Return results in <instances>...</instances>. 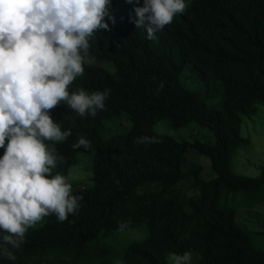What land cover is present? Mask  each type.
Masks as SVG:
<instances>
[{
	"label": "trees",
	"instance_id": "obj_1",
	"mask_svg": "<svg viewBox=\"0 0 264 264\" xmlns=\"http://www.w3.org/2000/svg\"><path fill=\"white\" fill-rule=\"evenodd\" d=\"M187 3L149 40L132 22L134 6L111 0L110 30L91 41L98 64L86 63L68 88L108 89L105 106L94 117H80L58 105L51 117L72 135L62 143L45 141L63 156L53 174L68 182L75 154H90L92 184L72 190L82 197L76 215L64 222L54 214L43 218L26 232L21 248L12 249L15 261L0 256V264H170L168 253L189 251L199 256L196 264H264V250L238 226L226 201L238 193L245 201H264V166L255 177L230 167L233 153L248 143L240 134L241 117L264 102V0ZM103 61L112 62L114 71L102 67ZM161 81L164 88L157 92ZM122 112L130 127L106 136L104 123ZM163 119L173 128L204 126L213 140L155 133L152 125ZM80 135L91 148H72ZM141 136L157 142L135 144ZM189 150L209 158L211 178H203L199 166L183 170ZM121 222L146 234L120 250L103 235L117 232Z\"/></svg>",
	"mask_w": 264,
	"mask_h": 264
},
{
	"label": "clouds",
	"instance_id": "obj_2",
	"mask_svg": "<svg viewBox=\"0 0 264 264\" xmlns=\"http://www.w3.org/2000/svg\"><path fill=\"white\" fill-rule=\"evenodd\" d=\"M133 5L136 29L156 39L188 7L187 0H126ZM132 13H130V16ZM111 0H0V256L15 261L26 232L54 214L64 222L76 215L81 196L72 194L68 179L54 170L63 156L48 142L72 135L62 130L50 110L67 105L80 117L96 116L110 90L69 92L89 62L91 41L110 30ZM161 81L156 91L163 90ZM7 141V143H6ZM141 136L135 144L156 143ZM91 148L83 135L73 149ZM127 222L118 225L125 231ZM170 264H193L192 253L170 252ZM115 264H122L117 260Z\"/></svg>",
	"mask_w": 264,
	"mask_h": 264
},
{
	"label": "rangeland",
	"instance_id": "obj_3",
	"mask_svg": "<svg viewBox=\"0 0 264 264\" xmlns=\"http://www.w3.org/2000/svg\"><path fill=\"white\" fill-rule=\"evenodd\" d=\"M88 64H98V61L92 56L91 52ZM101 66L109 71H114V66L110 61H103ZM206 100L208 104L213 103V99ZM114 118L104 123V133L106 136L122 132L130 127V122L125 112ZM152 130L155 133L169 135L177 140H213L211 131L194 122L173 128L167 120H157L152 125ZM240 134L242 137L248 139V143L236 149L230 159V167L237 174L255 177L259 175L261 166H264V102L256 103V110L253 114L241 117ZM91 163L92 157L90 154L84 152H77L75 154L74 161L68 169L72 190H80L92 184ZM196 166L200 167V175L203 178L209 179L213 176L209 158L193 150H189L185 154L182 166L183 170ZM187 194H190V191H187ZM226 201L235 209V220L238 226L248 232L251 242L255 247L264 250V201L259 199L245 201L240 193L236 195L229 194ZM41 224L42 220L36 225ZM145 234L143 229L134 228L123 232L105 233L103 239L121 250L129 242L139 240ZM191 253L193 264H196L199 256L194 252ZM165 260L170 263L166 257Z\"/></svg>",
	"mask_w": 264,
	"mask_h": 264
}]
</instances>
